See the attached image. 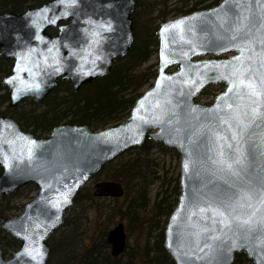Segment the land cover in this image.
I'll list each match as a JSON object with an SVG mask.
<instances>
[{
  "label": "water",
  "instance_id": "95a60500",
  "mask_svg": "<svg viewBox=\"0 0 264 264\" xmlns=\"http://www.w3.org/2000/svg\"><path fill=\"white\" fill-rule=\"evenodd\" d=\"M136 5L137 0H77L66 7L61 0H50L22 13L1 14L0 57L13 62L2 80L10 107L28 99L42 103L60 80L79 92L109 75L115 61L134 46ZM179 21H183L180 29L169 27ZM101 23L110 27L101 29ZM94 31L100 33L95 39ZM245 34L248 41L242 39ZM157 39L153 86L117 125L95 131L85 124L63 123L47 137L38 138L14 118L0 116V199L30 184L37 189L18 216H0V230L20 242L9 257L0 246V264H49V240L64 227L82 189L105 165L147 141L176 150L180 156V194L163 240L173 263L234 264L236 255L244 253L253 264H264V229L256 224L251 230L235 223L225 227L212 212L235 201L242 191L258 194L264 187V95L253 96L243 86V91L233 90L231 76L242 64L255 77L257 91L264 92V0H222L191 11L162 22ZM215 85H223L224 90L211 104L197 102ZM252 108L256 116L241 133L243 161L237 166L239 175L233 176L214 163L221 150L233 155L237 143L221 118L251 113ZM229 143L233 149L227 148ZM92 192L97 198L115 199L123 196L124 189L117 182H98ZM252 203L258 219L264 211L257 200ZM107 242L113 257L125 252L123 223L108 233Z\"/></svg>",
  "mask_w": 264,
  "mask_h": 264
},
{
  "label": "trees",
  "instance_id": "16d2710c",
  "mask_svg": "<svg viewBox=\"0 0 264 264\" xmlns=\"http://www.w3.org/2000/svg\"><path fill=\"white\" fill-rule=\"evenodd\" d=\"M48 1L50 0H0V15L6 12L22 13ZM220 1L137 0L136 11L132 17L135 43L130 53L115 62L109 75L87 84L79 92H74L69 82L59 81L58 87L42 103L25 100L18 107L9 106V94L3 87L2 80L10 73L12 62L4 61L0 57V116L14 118L24 130L38 138L47 137L54 127L63 123L85 124L95 131L120 123L130 115L142 90L153 85L157 64L150 61L157 54L156 33L159 25L168 20L171 14L178 17L193 10L213 7ZM213 89L215 88H208L199 98V102L210 96ZM27 103L29 110L22 107ZM154 147H159L163 152L171 151L162 144L147 141L140 149L133 150L132 154L108 163L96 175H107L106 180L118 182L125 187L124 195L126 190L131 193L129 206L120 211L131 227L137 228L140 235H145V241L133 248L127 245L122 255L113 257L107 236L110 227L115 224L116 214L108 213L104 216L108 226L100 235L89 239V242H86L82 234H78L77 229L70 228V218L65 223L64 228L67 229H63L58 235L55 233L49 240L52 248L49 264H174L163 246V240L168 217L178 202L179 176L168 182L161 178L159 163L156 158L151 157ZM1 171L0 168V173ZM158 181H161L166 189L156 195L150 214L139 215L140 211L150 207V193ZM33 191L37 189L30 184L16 193L2 197L0 216L14 217V212L20 208L22 210L24 205H13L12 200L28 199ZM84 201L104 204L106 200L99 201L91 190L85 187L77 197L72 211ZM164 217L166 219L162 222ZM100 218H103V215H100ZM161 223L163 224L160 227ZM157 231L159 232L156 233ZM0 246L4 255H8L19 248L20 242L0 230ZM234 264L253 263L241 253L236 255Z\"/></svg>",
  "mask_w": 264,
  "mask_h": 264
},
{
  "label": "rangeland",
  "instance_id": "374dc122",
  "mask_svg": "<svg viewBox=\"0 0 264 264\" xmlns=\"http://www.w3.org/2000/svg\"><path fill=\"white\" fill-rule=\"evenodd\" d=\"M172 8V7H171ZM177 17H174L173 14L170 15L168 20L174 19ZM126 57V56H125ZM150 63L156 64L157 63V56H153ZM149 87H146L142 90V93L146 91ZM215 89L212 90V94L210 96H206L203 99H201V103L203 104H209L212 103L214 96L218 94L219 92L223 91L224 86L219 85L215 86ZM24 109H30V106L27 104L22 105ZM40 109V108H39ZM140 149V148H138ZM135 150V149H133ZM133 150L127 152L126 154L120 156L119 158L123 156L129 155ZM132 154V153H131ZM151 157L156 158L159 163V175L162 179L165 181L175 180L176 177L179 175V166H180V156L176 150L171 149L170 152H163L159 147H154L151 150ZM117 160V159H116ZM107 176V175H106ZM106 176L103 174L100 177L95 176L88 184L87 188L91 190L93 186L98 182H113L106 180ZM166 177V178H165ZM118 183V182H117ZM120 184V183H119ZM122 185V184H121ZM123 186V185H122ZM125 188V187H123ZM166 186H163L161 181H158L151 190L150 193V207L145 211H140L139 215H148L152 211V205L156 199V195L158 192L165 190ZM126 194L120 197L116 200H108L106 199L105 203H98V204H91L89 201H84L81 203V205L72 211V209L67 213L66 223L71 218V229H77L78 234H82V236L86 239V242H89V239H94L96 236L100 235V232L103 231L108 226V221H104V216L108 213H112V215L116 214L115 218V224L114 226L110 227V230H112L116 225L119 223H123L125 225L127 235H128V243L127 245L131 248L137 247L140 245L139 243H142L145 241V235H140L139 230L135 227H131L129 225V221L126 217L122 216V213L120 209H126V207L129 206L131 200L128 190H126ZM37 194V191H33L28 199L22 200V199H14L12 200L13 205H17L18 207H22L25 205L30 199L35 197ZM99 201H103L104 199H98ZM11 202V203H12ZM82 206V207H81ZM74 209V208H73ZM21 208L19 211L14 212L15 216L19 215L22 210ZM72 211V212H71ZM100 215H103V218H100ZM106 217V216H105ZM166 217L162 219V222ZM163 223L160 224V227ZM66 225V224H65ZM65 227V226H64ZM62 228L59 231L56 232L55 235H58L60 231L67 228ZM131 229V230H130ZM157 231L156 233H158ZM155 233V234H156ZM11 253L7 255L10 256Z\"/></svg>",
  "mask_w": 264,
  "mask_h": 264
},
{
  "label": "snow or ice",
  "instance_id": "6c2138e0",
  "mask_svg": "<svg viewBox=\"0 0 264 264\" xmlns=\"http://www.w3.org/2000/svg\"><path fill=\"white\" fill-rule=\"evenodd\" d=\"M61 3H63L66 7H71L77 3V0H61ZM66 14V13H65ZM39 15V14H37ZM52 23L55 22V20L50 21ZM95 23V22H92ZM183 24V21L177 22L175 25H171L169 27H175L180 29L181 25ZM99 28L101 29H107L110 26L107 24H99ZM239 31V29H237ZM93 39L95 37L100 36V33L98 31H94L92 33ZM40 39V37H37ZM236 36H233L232 39H236ZM245 41H248V36L245 34L244 37H242ZM264 43V41H262ZM244 49H241L243 51ZM51 51V49H49ZM262 59H264V52L261 53ZM249 60L252 59L251 56L248 58ZM241 57H237V61H241ZM251 70L244 68L241 64L240 67L234 68L231 76H232V85L233 90L235 89H241V86L244 88H247L251 95H264V92L257 91V85L253 82L255 77L250 74ZM38 87V85H37ZM261 87H264V77H261ZM243 91V89H241ZM237 97L242 98L240 95V92H237ZM255 103V102H254ZM228 109H233L232 104H226L225 105ZM256 108H252L251 113L244 112V113H236L234 115H229L227 118L222 117V123L228 125L229 129L232 130V140L236 141V146L234 148V154L233 155H226L223 150L218 152L219 159L217 161H214V163L221 164L223 166L222 170L230 173L233 176L239 175V172L237 170V166H239L243 161V153L240 149V138L241 133L245 132L248 129L249 124L252 122V118L256 116ZM264 116V113L261 114ZM245 117H248V119H245ZM235 121V124H233L231 121ZM221 139H224L221 137ZM35 141H29V144H35ZM227 148L233 149V145L231 143L227 144ZM29 156L31 157L32 149L28 148ZM187 168V164L185 165ZM253 200H257L261 211H264V187L261 188L260 192L257 194L251 190L248 191H242L241 195H238L235 199V201H229L225 204L221 205L219 208H213L212 212L214 216H218L219 223L224 225L225 227H231L234 223L238 228L246 227L251 230L252 225L256 224L258 227L264 229V215L259 216L257 219V212L258 209L255 207V205L252 203ZM238 208H247L250 209V211L241 213L238 212ZM204 209H201V212H203ZM207 231V229H205ZM210 247V245H206ZM235 246V244L233 245Z\"/></svg>",
  "mask_w": 264,
  "mask_h": 264
}]
</instances>
